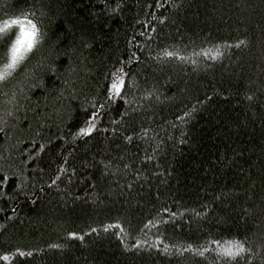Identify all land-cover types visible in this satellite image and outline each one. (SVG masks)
<instances>
[{
  "label": "trees",
  "instance_id": "obj_1",
  "mask_svg": "<svg viewBox=\"0 0 264 264\" xmlns=\"http://www.w3.org/2000/svg\"><path fill=\"white\" fill-rule=\"evenodd\" d=\"M22 14L0 264H264V0H0Z\"/></svg>",
  "mask_w": 264,
  "mask_h": 264
},
{
  "label": "snow or ice",
  "instance_id": "obj_2",
  "mask_svg": "<svg viewBox=\"0 0 264 264\" xmlns=\"http://www.w3.org/2000/svg\"><path fill=\"white\" fill-rule=\"evenodd\" d=\"M12 29H16L12 32ZM15 36L14 41L11 43L9 50L7 52V62L4 63L3 69L0 70V81L6 79L14 70L18 64L23 61L26 55L32 51L34 45L37 42L38 29L36 24L29 19L26 15L17 18H11L10 20L2 21L0 24V40H3L5 36L9 34ZM171 55V53H168ZM123 83L122 80L114 82L112 85V90L115 94H119L120 85ZM94 125L90 124L88 128L80 130V134L87 135L92 131ZM241 247L239 251H243ZM228 255H232L231 248L228 249ZM3 259H7L4 257Z\"/></svg>",
  "mask_w": 264,
  "mask_h": 264
}]
</instances>
